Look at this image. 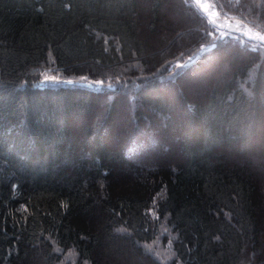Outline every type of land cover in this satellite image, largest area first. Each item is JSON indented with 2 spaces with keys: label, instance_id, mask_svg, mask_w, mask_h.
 Returning <instances> with one entry per match:
<instances>
[{
  "label": "trees",
  "instance_id": "obj_1",
  "mask_svg": "<svg viewBox=\"0 0 264 264\" xmlns=\"http://www.w3.org/2000/svg\"><path fill=\"white\" fill-rule=\"evenodd\" d=\"M212 5L264 33V0ZM219 31L194 0H0V264H264V43Z\"/></svg>",
  "mask_w": 264,
  "mask_h": 264
},
{
  "label": "rangeland",
  "instance_id": "obj_2",
  "mask_svg": "<svg viewBox=\"0 0 264 264\" xmlns=\"http://www.w3.org/2000/svg\"><path fill=\"white\" fill-rule=\"evenodd\" d=\"M196 1H197V3L200 5V7L203 10L204 9H208L209 11H211V14L213 16H216V11L212 8V7H214L212 5L214 0H196ZM210 8H212V9H210ZM164 12H165V16L168 19H170L173 22H178L179 25L183 24L182 25L183 26L182 29L184 28V29H186L188 31V29L190 28L189 24H187L189 16L182 9H180L178 7V4L174 3V4L169 5L165 9ZM218 15H219L218 19L216 21H214V22H216L215 25L217 26V28H220V30H221V32L219 31L218 34L221 35V36L223 35V38H224V36L230 34L231 32L236 31L238 34H242L246 38L253 39V40H260V41H262L264 43V40H262L260 38L261 36H264V33H262V32L259 33L258 31L249 28L247 23H245L243 21H238V20H235V19H232V18L225 17L223 15V13H221L220 11H219ZM226 20H232V21L237 22V23H233V24H236L237 27L228 28L227 27V23L229 25L232 22L229 23ZM225 27H226V29H225ZM216 45L217 44L214 43L208 49H213V48L216 47ZM227 51H229V50L227 49ZM229 52H232V51H229ZM222 56H224V54ZM219 62H220V56L218 55L217 57L214 58L213 62L206 64V66H204L203 68H199L198 70H196L194 72H191V74L189 76H187L185 78V80L179 84L180 85L179 87L183 88V89H187L193 95H196V94L199 95V93L202 92L205 87H207L210 78L215 74V70L218 68V63ZM223 68L224 69H228V67L226 65L223 66ZM263 70H264V65H263ZM129 72L133 73V71H131V70ZM48 79H57V77L50 76V77H48ZM83 81L87 82V83H92V82H90L88 80H83ZM98 83H100V82H98ZM127 84L133 85L132 82L127 83ZM164 90L170 96H172L173 99L176 100V96H175L174 92L171 90V88H167V89H164ZM127 100L129 101V106L132 105V102L129 99H127ZM97 103L100 105L101 101H98ZM119 115H120V118H123V119L125 117L129 116L128 114H126L125 112H122V111L119 112ZM149 142H150V145L147 144V145H145V147L146 146L147 147H153L156 144L155 142H153V139H152V142L151 141H149ZM258 142L261 143V145H262L261 148H263L264 147V132L262 133V140H259ZM143 152H144V150H143ZM252 161H253V163H252L253 164V168L258 173H260L259 175H261V179H263V177H264V159L262 158L261 155L257 156V154H256V155L252 156ZM261 188H262V192H264V180H262ZM163 235L165 236L164 233H163ZM161 236H162V234H161ZM162 238L160 239V241L158 243V246H157V242H156L154 245H151V247H146V249L148 251H152L154 254H157V258L160 261L161 260L168 261L169 258H167L168 256L165 255V252H168V251H170V249H172V247H171L172 244H171V242L168 243L169 245L168 244H166V245L162 244V242H161ZM152 248H153L154 251L152 250ZM171 256H172V254L169 257H171ZM68 262H69V264H78V260H75V259L67 260V258H66L65 261H64V264H66Z\"/></svg>",
  "mask_w": 264,
  "mask_h": 264
},
{
  "label": "bare ground",
  "instance_id": "obj_3",
  "mask_svg": "<svg viewBox=\"0 0 264 264\" xmlns=\"http://www.w3.org/2000/svg\"><path fill=\"white\" fill-rule=\"evenodd\" d=\"M249 28H251V27H249ZM251 29H253V28H251ZM253 30H255V29H253ZM256 31H258V30H256ZM259 33H261L260 31H258ZM263 194V193H262Z\"/></svg>",
  "mask_w": 264,
  "mask_h": 264
},
{
  "label": "snow or ice",
  "instance_id": "obj_4",
  "mask_svg": "<svg viewBox=\"0 0 264 264\" xmlns=\"http://www.w3.org/2000/svg\"><path fill=\"white\" fill-rule=\"evenodd\" d=\"M260 38H261L262 40H264V36H261Z\"/></svg>",
  "mask_w": 264,
  "mask_h": 264
}]
</instances>
